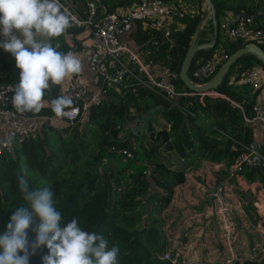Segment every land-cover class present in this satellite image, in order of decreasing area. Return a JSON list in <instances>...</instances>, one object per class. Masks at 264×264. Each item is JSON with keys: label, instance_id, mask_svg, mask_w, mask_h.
<instances>
[{"label": "trees", "instance_id": "1", "mask_svg": "<svg viewBox=\"0 0 264 264\" xmlns=\"http://www.w3.org/2000/svg\"><path fill=\"white\" fill-rule=\"evenodd\" d=\"M77 1L84 6V0ZM131 1L99 0L97 11L101 7L107 12L113 11ZM254 1L212 0L217 18L215 41L212 46L195 51L187 74L198 63L210 59L217 49L228 57L242 46L240 41L225 36L220 38L219 19L227 11L243 10L254 14L264 27V12L257 13L258 3L256 0L254 4ZM178 21L180 27H174L169 37H163L155 29H143L138 21L130 38L147 50L153 62L175 72L174 82L179 89L191 91L179 79L181 63L197 29L199 43L210 42L213 32L210 22L199 30L204 21L201 11L193 15L185 13ZM81 29L73 22L62 36L54 38L61 43V51L80 48L78 35ZM205 30L211 35H202ZM151 40H156L155 44H151ZM260 47L264 50V43ZM2 51L0 83H18L20 70L15 59L9 52ZM234 62L219 85L212 89L213 94L179 95L176 103H172L153 90L127 81L125 85L109 88L100 104L89 106L83 124L55 126L42 123L35 134L15 146L13 154L0 156V233L5 230L14 209L25 203L15 180V171L23 157L32 186H47L54 191L57 208L62 212V227L73 217H78L83 229L102 234L109 247H119L120 264H174L159 258L168 247V238L162 229L164 221L159 215L171 199L175 185L184 181L187 168L196 161L208 160L226 166L242 146L254 138L253 127L245 123L243 116L250 114L256 92L243 80L242 73L261 60L251 53H244ZM236 63L235 76L231 77ZM49 92L53 99L62 95L59 85H51ZM26 112L55 114L49 106H43L38 112ZM136 114L145 116L148 137L156 143L139 137L134 138L133 143L130 131L119 135ZM150 114H158L165 125L155 129ZM156 146L174 152L182 163L168 165L159 160ZM260 148L264 153V141L260 142ZM123 150L131 156L126 157ZM103 158H116L117 167L98 172L93 163ZM241 174L248 182L257 180L264 186V169L244 167ZM252 184V187L258 186ZM258 217L259 222L264 223V214ZM36 223H39L38 217ZM35 226L33 224L28 230L30 241L35 239L36 234L32 231ZM48 252L46 246L37 249L29 264H43V257ZM230 264H264V255L234 259Z\"/></svg>", "mask_w": 264, "mask_h": 264}, {"label": "built area", "instance_id": "2", "mask_svg": "<svg viewBox=\"0 0 264 264\" xmlns=\"http://www.w3.org/2000/svg\"><path fill=\"white\" fill-rule=\"evenodd\" d=\"M98 2L99 0H84L83 6L81 2L75 0H62L69 8L73 22L82 28L78 38L91 72L93 88L79 76L74 77L69 87L62 93L70 96L74 105L65 109L68 115L57 116L56 113L39 115L18 111L13 104L14 87L17 83H0V156L13 154L15 146L35 134L42 123L59 122L64 125L78 123L85 117L89 106L101 103L109 88L125 85L127 81L153 90L172 103H176V97L179 95L193 93L179 89L174 82L175 72L159 62H153L147 50L134 44L130 38V33L138 21L143 29H155L160 31L163 37H169L174 27L175 29L180 27L178 19L185 14L181 2L133 0L109 12L104 7L98 12ZM221 27L225 30L226 38L240 41L242 45L254 42L260 46L264 43V27L255 19L254 14L241 10L235 13L233 19L228 18L222 23ZM155 41L151 40V44H155ZM226 58L227 55L222 52L215 53L210 59L198 63L187 75L193 83L202 84L215 73L218 65ZM242 75L252 91L256 92L250 114L243 116L244 121L251 127L258 126L264 133V64L262 62L254 64ZM213 93L209 90L199 94ZM53 100L47 91L43 98V106L52 108ZM122 153L126 157L131 156L126 150ZM249 166L264 169V153L260 148V141L255 136L242 146L241 151L224 166V169L227 178L236 182L241 178L244 167ZM223 187V181L212 184L208 187V193L228 203L229 197L224 193ZM224 229L227 233L231 231L226 226ZM171 250L167 247L159 254V258L174 264H188L177 252L173 253ZM232 260L226 261L231 263Z\"/></svg>", "mask_w": 264, "mask_h": 264}, {"label": "clouds", "instance_id": "3", "mask_svg": "<svg viewBox=\"0 0 264 264\" xmlns=\"http://www.w3.org/2000/svg\"><path fill=\"white\" fill-rule=\"evenodd\" d=\"M72 23L62 0H0V48L14 57L20 70L13 97L18 111H40L51 85L81 72L80 59L72 51H61V43L54 40ZM72 103L70 96L61 95L52 101V108L57 116L68 115L65 109ZM25 161L22 157L15 171L25 203L14 209L0 233V264H29L31 255L43 246L49 250L43 264H120L119 247H109L102 234L83 229L78 217L61 226L62 212L54 191L32 186ZM33 224L36 235L30 241L28 230Z\"/></svg>", "mask_w": 264, "mask_h": 264}, {"label": "crops", "instance_id": "4", "mask_svg": "<svg viewBox=\"0 0 264 264\" xmlns=\"http://www.w3.org/2000/svg\"><path fill=\"white\" fill-rule=\"evenodd\" d=\"M166 1H169L170 3L174 1L181 2V0ZM193 1L198 4V11H201L202 13V9L200 10V7L204 6L203 1ZM198 11L196 13H198ZM263 12V10L257 11L258 14H262ZM192 13L196 14L194 12ZM206 14H204V21L199 26V29H201L202 25H204L207 21ZM234 16L235 13L227 12L225 16L220 17L221 21L220 19L219 21L220 23H225L228 18L233 19ZM195 38V42L197 44H200L197 40L198 34ZM72 52L81 61V72L77 74H71L65 78L62 84L59 85V92L61 94L64 93V91L69 87L72 79L79 75L83 80H86V82H88L87 84L90 88H93V84L91 81V72L87 65L84 55H82L83 52L79 53L77 48H74ZM53 124L55 126L64 125L59 122ZM253 130L255 138L258 139L260 142L264 141V133L259 129V127L255 126L253 127ZM175 164H180V162ZM240 177L241 178L236 181V183H238L239 185H247L248 187H250L252 186V183H255V185L260 184L257 180L253 182H248L242 174ZM220 181L224 182L223 189L224 193L229 197L228 203H226L225 201H221L215 196H210L208 193V187ZM234 183L235 181L229 180V178H227V173L221 163L202 160L196 161L194 164L190 165L187 168V171L185 172L184 181L175 185L173 195L166 207L163 209V213L167 215L165 226L171 225L173 227L172 237L174 239L172 243L169 244L173 245V249H177V253L180 255V258H182V260L186 261L184 258L188 255H193L194 258L192 260H196L197 254L202 255V253L208 248H213L215 242V232L211 229H213L215 226L213 222L215 220H218V222H220L221 224L220 240H222V243L224 244V249L227 250L228 257L226 258V260H234L235 258H237L235 252L232 250L233 248H231L230 245L231 242L233 244L237 235L234 234V228L228 221V212L230 211L232 206L233 196L239 197V193L237 191H235L236 193H232V187L234 186ZM261 199L264 200V192L261 194L259 200ZM261 203L263 205L264 201H262ZM254 204L256 206V211L259 212L258 215L262 216L264 213H261L262 211L259 209L260 204H258L257 201H254ZM209 218H212L211 228L207 226L210 220ZM225 226L230 228V233H227L225 231ZM205 229H207L208 231H204ZM181 236H183V238L186 237L187 239L184 241H180ZM172 237L168 239L172 240ZM178 239L179 241L177 242L176 240ZM233 256L234 258H232ZM187 263L194 262L191 261Z\"/></svg>", "mask_w": 264, "mask_h": 264}, {"label": "rangeland", "instance_id": "5", "mask_svg": "<svg viewBox=\"0 0 264 264\" xmlns=\"http://www.w3.org/2000/svg\"><path fill=\"white\" fill-rule=\"evenodd\" d=\"M256 1V0H255ZM254 1V4H255ZM183 9L185 13L193 15L192 12L196 13L198 11V4H196L193 0H181ZM193 2V6H192ZM261 2H264L263 0H257L258 10H263L264 11V4H261ZM251 3V1H250ZM260 3V4H259ZM202 5V4H201ZM202 9V14H206V10L204 6H201ZM232 13V11H227ZM226 12V13H227ZM225 13V15H226ZM223 15V16H225ZM223 18V17H222ZM225 20V19H224ZM221 21V18H220ZM223 22L220 23V25ZM206 24H208V21H206ZM201 30V29H199ZM206 32V33H205ZM224 33L225 30L221 27L220 29V38H224ZM202 35H211V33L207 32L205 30ZM0 39H3V37H0ZM199 42V39H197ZM77 51V50H75ZM221 50L217 49L215 53H219ZM78 52L81 53V47L78 49ZM3 51L2 48H0V65H1V58L3 56ZM83 55V54H82ZM235 63V62H234ZM255 64H259L255 63ZM238 66L236 63L234 67L232 68V76H235V67ZM218 71V70H217ZM2 70L0 68V75H2ZM215 75V74H214ZM213 75V76H214ZM212 76V77H213ZM81 78V76L79 75ZM86 81V80H84ZM88 83V82H87ZM151 115V124L155 129L160 128L162 125H164V120L159 117L158 114H150ZM86 118H82L78 123L83 124L85 122ZM129 119V118H128ZM78 123H76L74 126H78ZM146 118L142 114H136L133 116L131 119L127 121V124H125V129L123 132H120V136H123L129 131L131 132V140L134 143V138L135 140L137 139L136 137L142 138L143 141H148L150 143H156L153 142L152 139L148 137V130L146 129ZM62 126V125H61ZM66 136V134H63V137ZM156 157L159 160L164 161L168 165H172L175 163H182L181 160L177 157V155L172 152V151H163L156 146ZM118 161L116 158H103L102 160L98 162L93 163V167L100 172L101 170H104L106 168L109 169H115L117 167ZM234 186L232 187V193H236L237 191L239 193V197L233 196L232 199V206L230 211L228 212V221L231 223V225L234 228V234L237 235L235 241L231 242V248L235 252L236 257H241L242 260L244 258H252V257H261L264 255V223L259 222L260 217H258V213L256 211V206L254 204V201H257L258 204H260V210L264 212V204L262 205V201L264 200H259L261 197V194L264 192V186L261 184H257L258 186L255 187H248L239 185L238 183H234ZM253 185V184H252ZM262 190V191H261ZM261 191V192H260ZM259 201H258V200ZM234 201V202H233ZM258 207V206H257ZM163 221V231L167 238L172 237L173 235V227L170 226H165L166 225V219L167 215L163 213V210L161 211L159 215ZM209 222L207 226L211 228V219L209 218ZM262 220V219H261ZM214 222V228L211 230H214L215 234V239H214V245L213 248H208L205 250L202 255L197 254L196 260H192L194 258L193 255H188L184 259L187 262H196L197 264H230V262L226 261V258L228 257L227 255V250L224 249V244L222 243V240H220V235H221V224L218 222V220L213 221ZM205 224V223H204ZM206 226V225H205ZM208 229V228H207ZM205 229L204 231H208ZM168 239V247H170L173 253L177 252V249H173V245H170L169 243H172L173 241ZM187 238H183L181 236L180 241H184ZM177 242L179 241L176 240ZM217 243V244H216ZM217 245V246H216ZM196 257V256H195ZM182 259V258H181ZM184 261V260H183ZM185 261V262H186ZM222 261V262H221Z\"/></svg>", "mask_w": 264, "mask_h": 264}, {"label": "water", "instance_id": "6", "mask_svg": "<svg viewBox=\"0 0 264 264\" xmlns=\"http://www.w3.org/2000/svg\"><path fill=\"white\" fill-rule=\"evenodd\" d=\"M202 1L204 3V6L207 12L206 19L208 22L211 23L213 37L210 42L197 44L195 42V39H196L195 37L198 31L197 29L192 37L189 47L186 50L185 56L183 58V61L181 63L180 70H179V79L181 80L183 85L187 89L191 90V92L193 93L207 92L217 87V85H219V83L222 81V78L227 74L232 63L244 53H251L255 55L264 64V50L254 42H247L241 47H239L238 49H236L234 52H232L224 60V62L220 65L218 71L215 73V75L210 80L202 84H195L189 79L187 75V69L191 64L195 51L202 47L212 46L215 41L216 35H217V18H216L215 6L212 0H202Z\"/></svg>", "mask_w": 264, "mask_h": 264}]
</instances>
